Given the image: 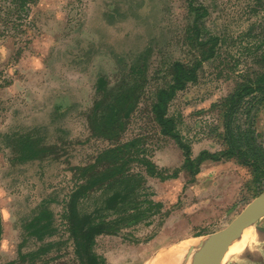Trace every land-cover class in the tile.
Masks as SVG:
<instances>
[{"label": "rangeland", "instance_id": "obj_1", "mask_svg": "<svg viewBox=\"0 0 264 264\" xmlns=\"http://www.w3.org/2000/svg\"><path fill=\"white\" fill-rule=\"evenodd\" d=\"M199 1L208 10L202 29L220 38L216 56L168 107L194 160L224 149L225 99L264 64V0ZM193 19L188 0H0V264H81L67 231L66 201L84 179L82 168L132 140L125 168L144 178L137 199L148 216L95 238L101 264H143L152 252L207 238L264 192V176L235 159L205 160L192 175L184 150L153 121L151 105L170 82L169 66L192 64L199 54L188 30ZM137 65L145 82L121 134L95 135L88 116L102 95L95 92L98 78L106 77L107 87L125 85ZM248 106V117L240 118L264 143V101ZM22 138L41 153L21 158ZM142 158L155 168L142 166ZM92 205L93 199L85 203ZM42 207L52 213L54 233L39 240L26 225Z\"/></svg>", "mask_w": 264, "mask_h": 264}, {"label": "trees", "instance_id": "obj_2", "mask_svg": "<svg viewBox=\"0 0 264 264\" xmlns=\"http://www.w3.org/2000/svg\"><path fill=\"white\" fill-rule=\"evenodd\" d=\"M195 2H197L196 6L193 5ZM188 3L194 14L193 25L188 29L193 35L189 39L193 40L191 44L197 48L199 54L192 64L174 61L169 66L170 82L156 91L151 105L153 121L160 128L162 135L175 139L184 150V167L191 171L192 175L198 172L199 165L203 161H219L225 158L235 159L240 165L264 176V143L258 141L259 134L247 125L246 120L243 122L240 118L247 116L248 105H251L253 100L264 101V64L260 72L239 83L234 92L225 99L222 114L224 149L221 151L212 153L205 150L195 160L192 159L189 147L181 142L175 119L168 116L169 104L177 92L185 89L188 83L196 81L202 63L216 56L220 42L219 37L202 29L203 19L208 15L207 8L199 0H188ZM144 71L142 66L137 65V68H132L129 73L132 79H129L125 85L120 80L115 87H107L106 77L98 78L95 92L102 95L96 99L94 108L88 116L89 127L95 135L117 138L121 134L126 120L139 102L138 91L144 86ZM249 96L251 99L246 101ZM102 105V111H98ZM22 139L16 142L21 158L31 159L41 153L36 142ZM136 144L137 140H132L104 150L94 164L81 169L84 179L72 190L66 201L64 216L67 221V231L69 239L74 244V253L81 264H101V259L92 251L97 236L116 235L122 229L147 219L148 209L142 210V201L137 199V191L143 184L144 178L125 168L132 160L130 158L132 153L127 149ZM141 161L142 166H146L149 170L155 168V165L146 159L142 158ZM91 199H93L91 206L93 208L89 211L88 208L91 207L86 208L85 203ZM51 219L52 213L42 207L38 215L26 225L28 235L43 240L45 236L53 234ZM31 254L28 253L21 258L25 259L27 256H32Z\"/></svg>", "mask_w": 264, "mask_h": 264}, {"label": "water", "instance_id": "obj_3", "mask_svg": "<svg viewBox=\"0 0 264 264\" xmlns=\"http://www.w3.org/2000/svg\"><path fill=\"white\" fill-rule=\"evenodd\" d=\"M263 216L264 192L255 197L226 228L205 238L206 244L195 253L190 264H222L227 249L244 228L256 223ZM153 263L154 259H150L143 264Z\"/></svg>", "mask_w": 264, "mask_h": 264}, {"label": "bare ground", "instance_id": "obj_4", "mask_svg": "<svg viewBox=\"0 0 264 264\" xmlns=\"http://www.w3.org/2000/svg\"><path fill=\"white\" fill-rule=\"evenodd\" d=\"M252 236L253 230L250 225H247L239 237L227 249L222 264L240 254L252 240ZM205 244V237L200 236L192 241H187L184 245L167 248L156 254L153 264H190L195 253L200 251Z\"/></svg>", "mask_w": 264, "mask_h": 264}, {"label": "crops", "instance_id": "obj_5", "mask_svg": "<svg viewBox=\"0 0 264 264\" xmlns=\"http://www.w3.org/2000/svg\"><path fill=\"white\" fill-rule=\"evenodd\" d=\"M256 224L253 240L245 248V253L232 258L226 264H264V216ZM150 255L146 261L155 259L156 252H152Z\"/></svg>", "mask_w": 264, "mask_h": 264}]
</instances>
